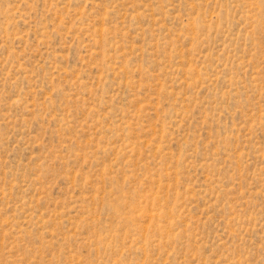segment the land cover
<instances>
[{
	"label": "rangeland",
	"instance_id": "1",
	"mask_svg": "<svg viewBox=\"0 0 264 264\" xmlns=\"http://www.w3.org/2000/svg\"><path fill=\"white\" fill-rule=\"evenodd\" d=\"M0 264H264V0H0Z\"/></svg>",
	"mask_w": 264,
	"mask_h": 264
}]
</instances>
